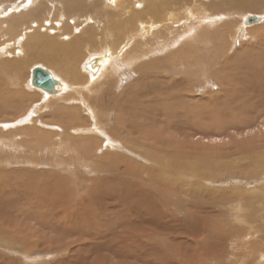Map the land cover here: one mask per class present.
Returning a JSON list of instances; mask_svg holds the SVG:
<instances>
[{"label": "bare ground", "instance_id": "bare-ground-1", "mask_svg": "<svg viewBox=\"0 0 264 264\" xmlns=\"http://www.w3.org/2000/svg\"><path fill=\"white\" fill-rule=\"evenodd\" d=\"M249 12L254 13L251 14ZM249 16H257L259 17V19L253 20L251 18V20L253 21H250V19L248 18ZM236 17L240 18V21H238ZM263 19L264 0H0V144L2 145V148L4 149L7 147V150H12L14 146L23 148L25 146L22 144V142H27L28 140L30 141L33 136L29 137L28 135L35 134L38 141V143L36 142V144L38 145L39 149L42 146L45 147L44 143H47L46 148L43 149V151L45 150L43 158L51 155L59 149L67 150L69 148V145L65 149V147L62 148V144H67L66 140H71V138L72 140L75 138L74 141L76 142H85L84 144L86 145L84 146L86 147H94V150L90 148L88 152L89 155H93L96 152L95 150H98V152L103 150L101 157H95L94 159H92L88 155L84 156L87 157L86 159L88 161L94 162V166L89 168V171L97 174L107 172V174L103 175L106 177L99 176L96 177L95 180H93L94 184L100 187L99 190L96 191V196L90 194L91 192L86 189V191H88L89 193H85L89 194V196H92L91 200L87 198L89 197L88 195H85L86 198H84L88 199L89 201H86L81 196L82 188L79 189V194L81 193L80 195L77 193L78 191L75 190V193L82 198L76 199L77 206L75 207L77 208V210L76 214H74L73 216L71 212V215H68L67 213L68 210L73 207L72 205L75 204L74 202L69 206L70 201L73 197V192H71V189L74 188L75 185H73L72 187L71 183H68L72 187L70 188V186L67 184V181L65 182L67 184H65L66 186L62 182L55 181L50 182L48 185L45 184L47 186L44 190V196L47 195V191H53L55 195L52 196L50 200L52 201V198L54 199L53 203L50 202V207L53 206L51 207V209H53V212L50 211L51 217L46 221H48L49 223L50 221L53 222V219H55V221L57 222L56 224H64V227L71 228L70 225L68 226L71 221V219L69 221L68 216L73 217L74 221L75 219L77 220L75 221V224L76 222L78 224V221H81L83 219H88L89 212L87 210L89 209H87L85 206L91 205L97 206L100 209L102 207L106 210H112L119 208V200L126 199V202L124 201L125 203L121 204L126 207H121L120 209H123V212L125 211V215L124 213L123 215L124 218H126L125 216H127L126 224L128 222L127 225L131 227L134 234V229L136 227H138L140 224H143V226L146 225L148 228L149 238L142 242L141 238L140 242L145 244V246L148 245L147 250L154 251L155 254L162 256L164 249L162 250L159 244L162 245V243H168L175 238L170 233L161 232L160 227L170 225L171 223H173L171 221L172 219L175 220L174 222L176 224L177 218L175 217V214L178 217L179 215L177 214H179V211H177L176 209V212H167L169 208L165 207V202L160 197V195H164V193L159 188L158 189L160 191V194H156L151 192V190L146 186L142 185L143 187H141L140 180H144V177H142L143 172L150 174L154 173V175L152 176L153 178L159 177L167 180L169 176L168 174H166V172L171 164V160H173L179 163L183 171L191 175V177L193 178V186H199L198 190H201V186V188L204 190L208 188L202 186L208 185L210 182L208 181V179L210 180L211 177L213 178L225 176L227 173L233 172H239L245 175H254L259 171L260 168L264 167V136H262L264 135V132L262 135L244 143V145H239L240 140L234 139L231 144L217 146L214 144L215 142H217L219 135L213 129L220 128L224 132L225 130H229L232 128L237 129L240 127V125H243V128L252 129L254 119L262 118L264 121V29H261L260 32H257L255 34L251 33V31L253 30L250 31V28L252 27L261 26V20ZM241 23L244 27H246L245 29L241 28ZM227 27H229L228 30ZM248 29L250 33L253 34L252 37H254L256 41L253 42L252 40H250L247 43L246 41H244L243 43H246L247 46L243 45V47L235 53L233 60L227 61V63L218 66H216L218 63H215V66L217 68L211 67L212 76H216L214 77V84L216 86L208 84L209 86H207V88L210 89V91L207 94L209 95L199 97V94H201L200 92H196L195 89H189L191 103L196 106H201L202 109V112H199V119L201 121L199 125L200 128H198V134L196 140H194L193 143H203V145L201 146V154H203L204 152L215 155L210 165L207 164L204 158L188 154L189 147H187L186 142L191 141H187L186 139L178 137L166 138V129H161L160 131L154 132L153 134L146 133L149 116H147L144 121L141 120L138 116L133 117L123 114L124 122H118V124L119 130L123 131V133L126 132L128 136L133 137L135 141L139 142V144L127 142L128 145L136 150H139L141 145L146 147V155L152 158V160L156 162V165H154L153 167H147L143 165L142 167L135 162H130L129 160L131 159L127 158L126 156L111 155V152L105 149L106 147H114V144L111 141L113 140L112 138H115L106 131L105 124H102V121L100 119L101 117L105 118L107 113L106 108L113 111L115 108H120L123 103H127L129 105L131 101L136 102L138 106L143 109H147L148 106H151L150 112L152 114H155L156 106L154 105V103L157 101L156 96L158 94H162L165 98V103L168 104L169 99L172 100L173 103L176 102L177 99L182 95L187 94V92L185 91L186 88H184L183 91L175 90L169 91L168 93L164 94V75L155 73V75H149L146 77L150 82L151 90L154 95L152 99H145L143 101L137 102L139 100L137 92L139 85L132 82V84L128 85V87L126 86L123 90L120 91L123 98H119V101L116 100L115 102V98L112 99V90L108 87L106 88V81H108V78H110V76L112 75H124L123 70H115L116 64L119 63V61L121 64L129 67V71L131 73L137 72L142 77L146 75L143 74V72H146L145 69H147L144 65L146 63V60L149 61L154 58L156 60L158 58L160 61H162L163 57H166L167 55V57L170 59L169 64L173 68L177 69V71L181 73L182 76L187 74V68L189 67L195 68L198 73L203 67L201 66V59H211V56L210 54L202 56L199 51H196L197 47L205 50V48L209 47V45L207 44H213L214 40L218 38L217 35H219V33L224 34L226 30L228 31L227 33L230 34L232 42H234L236 36L240 35L242 31L249 32ZM220 41H222V38L221 40L219 39V42ZM232 44L233 43H231V46L233 47ZM95 48L98 49L93 51V49ZM183 49H185V52L188 53L183 55V53H181ZM214 49L213 50L216 53V48ZM225 51H223V54ZM86 55L90 56L85 60ZM219 57L220 55L216 54L215 58L217 61L215 62H218ZM210 59L207 60V63L212 66L214 62L210 61ZM36 60L42 62L43 64H45V66L42 64L36 66L34 65L31 69L28 68V70H30L29 73L26 69L27 65ZM87 63H92L93 67L96 68V70H88L86 68ZM149 64L151 65L150 62ZM38 66L50 71L52 76L58 80V83L55 86V92H47L43 88H40L33 84L32 81L34 77V68ZM82 69L85 72L82 71ZM28 86L30 87V89L34 88L36 90H30ZM214 87L217 88L214 89ZM100 90H102L103 92ZM37 92L41 96L43 94L44 99H49L44 100L40 96L37 100H34L33 97L36 96ZM58 95L62 96L52 97ZM107 95L109 98L106 97ZM122 99H126V101L128 102H125ZM51 106H54L56 108V111L52 114L50 113ZM36 107H44V110L49 108V114L46 113L44 117L39 118L36 113ZM103 108L105 109L104 112H102ZM202 113H207L204 116V119L206 121L202 119ZM211 113H213L214 120H212ZM196 116L197 114L194 115V118H197ZM126 117L127 120H125ZM41 127H47L49 129L46 133H44ZM86 133H92L94 137H83L82 134ZM54 138L56 140H66L59 143H53L51 142V140H53ZM31 140L33 141L34 139ZM72 140L71 142L74 143V141ZM26 142L24 144H26ZM207 142H210L211 145ZM29 143L28 146L30 145ZM166 144L168 145V148L164 146ZM232 144L237 145L236 147H233V152H235L236 156L227 159L219 152L224 153L230 151V149L232 148ZM32 145H30L29 147L33 148ZM72 146L73 145H71V148H73ZM75 147L77 148V146ZM217 148L220 149L217 150ZM86 150L82 149V153H80L85 154ZM33 153L35 154V152ZM19 154L22 155L23 153ZM7 156L9 155L7 154ZM30 156L33 155L30 154ZM25 157H27V153ZM36 157L35 159H37ZM229 157L232 156L230 155ZM31 160L33 161V159ZM106 164H117V166L115 168H110ZM0 165L9 166V163L0 161ZM58 165L60 166V164ZM77 168H79V166L76 167V169ZM7 171H5V173L3 172L2 176L0 175V195H3V193L6 192H11L12 194V186H19L22 183V180L18 178V173L16 174V176L18 177H10ZM9 173L11 172L9 171ZM34 175L33 177H36ZM135 175H139L141 179L139 181L134 180V182H132V186H129L128 183L127 185L129 188H126L125 185H121L120 187H117L115 188V190H113L111 185L112 183L114 184V182L109 181L110 179L116 180L119 177V183H122L123 181H121L120 177L130 176L132 178V176ZM42 177L46 178L47 181L48 179H50L51 181L52 178H54L53 175H46ZM36 178L39 179L40 176ZM67 180H69V178ZM74 182L72 184H74ZM258 182L260 184H263L261 186L262 190L264 191V177ZM41 183L44 182L42 181ZM61 185H64L65 187H61L60 190L57 187ZM67 186L70 188L68 190V194L69 192L71 193L69 194L70 196L66 194L67 190H65V188L67 189ZM162 186H164L163 189L166 190L165 193L167 191H171L173 195L179 196L182 199L180 200V202L185 206L186 201L190 202L191 200H193V198H191L192 196L188 194L189 192L186 193L184 188L180 184L175 185L171 188L165 183L160 185V187ZM94 187L96 188V186ZM102 187L105 188V193L108 195L106 197L107 201L104 200L105 197H99V195H101ZM76 188L78 189L79 186ZM132 188H134V191H130L129 193H127V189L132 190ZM28 189L31 190V188ZM90 189L92 188H89V190ZM92 190L94 191V189ZM20 192H22V190ZM63 194H66L67 196L62 197L61 195ZM14 195L12 194L11 197L7 196L8 199L4 195V197L0 196V213L1 211L5 212L11 206L16 207L14 204L17 202L15 201V199H13ZM42 195L41 197H46ZM78 195H75V197H78ZM20 197H24V194L23 196L20 195ZM242 197L245 198V195ZM168 198L169 202L174 203L177 207L179 206L177 202L170 200V197H165L164 200H167ZM252 198L257 202H260L256 199V197ZM31 199L33 198L31 197ZM48 199H50V197ZM132 199H134V201H132ZM261 199H263V197ZM23 200L25 201V199ZM238 200L239 199H237L236 201ZM27 201H25V205L28 204ZM33 202V207L30 210L29 208L27 210L35 213V217H39L41 218V220H44L47 212L46 210H48L47 208L43 207V204L45 203L40 202L38 199L34 200ZM153 203L157 206L158 211L153 208ZM192 203L195 204V202ZM108 204H111V208H106ZM159 207H161L163 211H159ZM187 208H185V210L188 213ZM79 211H81L82 213L79 214ZM98 211L100 210L98 209ZM4 212L2 214H4ZM196 213H198V210L195 211L194 215H196ZM116 214L120 215L119 212ZM188 215L189 214L185 216V219H188ZM96 217H98V215ZM0 219H2V217ZM117 220L121 219L118 218ZM123 220L125 221V219ZM123 220L122 222H124ZM2 222L3 224L5 223L4 225H6V227H8L6 221ZM99 222L100 221H98V223ZM111 222L113 221H110L109 223ZM81 223L82 222H80V224ZM207 223L208 222L202 218L201 214H199L198 220L195 222V230L191 229L190 227H185L183 229V232H190L191 234L186 236H184L183 234L180 235L183 236L188 243H194L196 249H198L199 246H201L200 242L204 239H207L209 232ZM0 224L2 223L0 222ZM4 225H0V228H4ZM40 225L42 226V224ZM143 226L139 229L142 230V228H144ZM61 227L59 226V228ZM91 228L93 229V227ZM2 230L3 229H1V231ZM127 231L132 232L129 230ZM225 231L227 232L228 230ZM98 233L101 234L99 230ZM160 234L165 235V239L163 238L164 240L162 243L151 241V237L155 238ZM210 234L212 237L211 232ZM123 235L122 233H120L119 235V232H114L113 236L114 238L116 237V239L123 240V237L125 236ZM127 235L128 238L126 239L128 241V244L129 240H136L134 239V235L132 233H127ZM135 235H137V233ZM140 235L141 234L139 233L138 236L140 237ZM221 237L223 238L224 235H222ZM229 237H231V241L234 240L232 241V244H234L233 246H236L237 248V252L234 255L235 259L230 256L232 264L264 263L263 244L258 241H254L255 235L253 233H246L244 236H242L240 233V235L238 236L229 235ZM240 237H242V239H240ZM95 239V241H97V238ZM238 239L239 241L241 240L243 242L237 243ZM80 240L81 238L79 239V241ZM106 240L104 241L106 243H101L105 245L110 244V246H112L111 251L113 252L115 257L111 255L105 256V258L114 257L117 261V256L122 251L121 249H124V247L121 248L122 244L120 246L118 245L120 241L118 242ZM210 241L211 240H209V242ZM63 242L65 243V241ZM88 242H90V244H93L91 245L92 247H97L96 249L98 250H101V248H105V246L103 247V245L99 247L97 243L101 244L100 241L97 243H91V241ZM218 242L209 243L210 247L206 246L203 247L204 250H202V248L201 250H198L199 252H197V254L199 256L197 257L201 261L199 264H225L222 257L225 256L226 250H222L221 252H219V249V251L216 252V246L219 244ZM112 243L115 245H113ZM164 247H167V245ZM212 247L215 249V251L214 249H212ZM96 249H94V251ZM111 251L109 250V252ZM88 252L87 255L90 253ZM178 252L179 250L177 249V254ZM172 254L174 255L173 252ZM168 255L169 253L165 255V257ZM94 256V258L97 257L95 253ZM171 256L172 255H170V257ZM30 257L35 258L36 256ZM165 257L163 258L162 256V258L164 259L163 262L168 264L171 261H169L168 259H171L172 257L167 258L169 262L165 261ZM175 258L173 261H175ZM237 259L239 260L238 262ZM184 262L186 261H182V263ZM118 263L119 261L117 262V264ZM155 263L157 262H154V264Z\"/></svg>", "mask_w": 264, "mask_h": 264}, {"label": "rangeland", "instance_id": "rangeland-1", "mask_svg": "<svg viewBox=\"0 0 264 264\" xmlns=\"http://www.w3.org/2000/svg\"><path fill=\"white\" fill-rule=\"evenodd\" d=\"M249 13L253 14L254 12H249ZM236 18L238 21H240V18H238V17H236ZM261 22H262L261 26L250 28V31L253 30V31H251V33L255 34L257 32H260L261 29H264V19L261 20ZM241 28L245 29L246 27H244L243 24L241 23ZM228 29H229V27H227V30ZM227 30L224 32V34L219 33V35L220 34L221 35L220 36L217 35L218 38H216V39L214 38L217 41L214 40L213 44L212 43L207 44V45H209V47L205 48V50L200 49L199 47L196 48V51H199V53L202 56H205L206 54H210L211 59L210 58L209 59H210V61L214 62L213 65L210 66V64L207 63L208 62L207 60H209V59H207V60L201 59V66H203V67H202L201 71L198 73H197L195 68L189 67V68H187V71H188L187 74L182 76L181 73H179L177 71V69L173 68L169 64L170 59L167 57V55H166V57H163L162 61H160L158 58L156 60H155V58L152 60H149V61L146 60V63L144 65L146 66L147 69H145L146 72H143V74L144 75L146 74V75L142 76V77L137 72L131 73L129 71V67L121 64L120 61H119V63L116 64L115 70L116 71L123 70L124 75H122V74H119L116 76L112 75V76H110V78H108V81H106V88L108 87L112 90V99L115 98V102H116V100L119 101V98H123L121 96L120 91L123 90L126 86L128 87V85L132 84V82L139 85L138 89H137L139 100L137 102L143 101L145 99H152L154 95H153V92L151 90L150 82L148 81V79L146 77L149 75H155V73H159L161 75H164V78H165V81H164L165 90L163 92L164 94L168 93L169 91H175V90L183 91L184 88H186L185 91L187 92V94L182 95L181 97H179L177 99L176 102H173V103H172V100L169 99V101H168L169 104L165 103V98L163 97L162 94H158L156 96L157 101L154 103V105L156 106L155 114H152L150 112L151 106H148L147 109H143V108L139 107L136 102H131V101H130L129 105L127 103H123L120 108H117V109L115 108L113 111L106 108L107 113H106L105 118L101 117L100 119L102 121V124H105L106 131L108 133H110L113 137H115V138H112L113 140L111 141V142H113L114 147L113 148L112 147H106L105 148L111 152V155L126 156L127 158L131 159V160H129L130 162L131 161L135 162V163L141 165L142 167H143V165L147 166V167H153L154 165H156V162L153 161L152 158H150L146 155L147 154V151H145L146 147L141 145L139 150H136V149L131 148L128 145L127 142L135 143V144H139V142L135 141L133 137L128 136L126 132L123 133V131L119 130V124H118V122H124L123 114H125L126 116H133V117L138 116L141 120H144V121L147 118V116H149L148 126L146 128V133L153 134L154 132H158L161 129H166V132H165L166 138L178 137V138L186 139L187 141H191V142H186L187 147H189L188 154L200 156V157L204 158V160H206L208 165H210V163L213 161V159H214L213 157L215 155L211 154V153H209V154L204 153V152H203V154H201V150H202L201 146L203 145V143H201V142H197L196 144L193 143V141L196 140L198 130H199L198 128H200L199 125H200L201 121L199 119V112H202V109H201V106H196V105L191 103L190 95H189V89L190 88H191V90L195 89L196 92H200L201 94H199V97L209 95L207 93H209L210 89H208L207 86H209L208 84L215 85L214 84V81H215L214 77H216V76H212L211 67L217 68L216 66L223 65V64L227 63V61L233 60L235 53L237 51H239L240 48L243 47V45L247 46L246 43L250 40H252L253 42L256 41L255 38L252 37L253 34H251L249 29H248L249 32L242 31V33L240 35L236 36V39L234 40V42H232L231 36L229 33H227L228 32ZM254 36H256V35H254ZM221 38H222V41L219 42V39L221 40ZM229 39H230V41H229ZM244 41H246V43H243ZM231 43H233L232 44L233 47L231 46ZM225 45H227V46H225ZM214 48H216V53L214 51L215 50ZM96 49H98V48L93 49V51ZM223 51H225L224 54H223ZM181 53H183V55H185L188 52H185V49H183ZM216 54L220 55L218 62H215V61H217L215 58ZM225 54L228 56H226ZM89 56L90 55H86L85 60ZM149 62L151 63V65L149 64ZM215 63H218V64L215 66ZM41 64L45 66V64H43L42 62H40L38 60L32 61L31 64L27 65L26 69L28 70V68L31 69L32 66H34V65L36 66V65H41ZM82 71H84V70L82 69ZM28 72L30 73V70H28ZM147 73H149V74H147ZM140 87H141V89H140ZM216 88L217 87H214V89H216ZM29 89H30V87H29ZM31 89L36 90L34 88H31ZM100 91H102V90H100ZM40 96L41 95L37 92L36 96H34L33 99L37 100ZM59 96H62V95L52 96V97H59ZM41 97H42V99H44L43 94ZM106 97L109 98L108 95ZM48 99H44V100H48ZM122 100L125 102H128V101H126V99H122ZM35 109L37 111L36 113H37L39 118L44 117L46 115V113L49 114V108L44 110V107H42V108L36 107ZM55 111H56V108L54 106H51L50 113L52 114ZM104 111H105V109L103 108L102 112H104ZM195 114H197V116H196L197 118H194ZM206 114L207 113L201 114L203 116L202 119H204V116ZM37 115H35V116H37ZM211 117H212V120H214L213 113H211ZM107 118H109V119H107ZM261 119L262 118L254 119L253 126L250 125V126H252V129L251 128L250 129L243 128V125H240V127L237 129L232 128L229 130H225L224 132L220 128H218V129L213 128L216 131V133L219 135L217 142H215L214 145H217V146L228 145V144H231L234 139L240 140L239 145H244V143H246V142L252 140L253 138H256V137L263 134V132H264V125H263L264 121H263V119L262 120ZM125 120H127V117L125 118ZM251 124H252V122H251ZM41 128L43 129L44 133H46L47 130L49 129L47 127H45V128L41 127ZM28 136L29 137L33 136L31 139H34L33 140L34 143L31 139H30V141L29 140L27 142L25 141L26 144H24L25 142H22V144L25 146L23 148H20L18 146H14V148L12 150H7V147L3 149L2 145L0 144V152H1L0 153V161H5V162L9 163V166L0 165V175L2 176L3 172L5 173V171L8 170L7 172L10 175V177H15L16 174L18 173L17 175L19 177L18 176H16V177H18L22 180L21 181L22 183L19 186L15 185V184H14L15 186H12V194L13 195L15 194L13 196V199H15V201L17 202L14 204L16 207L11 206V207H9L10 209L8 208L5 212L1 211V213H0V214H2L4 212V214L0 215L2 217V219H4V220H2V219H0V220H2L4 222L6 221L7 222L6 224H8V227H6V225H4L5 223L3 224V222L0 221L2 223L0 225L1 226L4 225V228H2V227L0 228V264H115V263L117 264L118 261H119L118 264H154V262H157L155 264H166L163 262V260H164L163 258L168 253H169V255L165 257L166 258L165 261L169 262L171 260L168 264H173V263L174 264H177V263L178 264H199L201 261L197 257V256H199L197 254V252H199L198 250H201V248H202V250H204L203 247H206V246L210 247L209 243H212V242L216 243L218 241H219L218 242L219 244L216 246V248H217L216 252L219 251V249H220L219 252H221L222 250H224V251L226 250L225 256H223L222 259L224 260L225 264H230V262H231L230 256L233 257V259H235L234 255L237 252V248H236V246H233L234 244H232L233 243L232 241H234V240L231 241V237H229V235L238 236V235H240V233L242 236H244L246 233H248V234L253 233L255 235L254 241H258L261 244H263V249H264V191L262 190V186H261L263 184H260L258 182L259 180H261L264 177V167L260 168L259 171L254 175H245V174H241L239 172H233V173H227L225 176L213 177V178L211 177L210 180L208 179V181H210L209 184L202 186V187L208 188V189H204V190L201 188V186H200L201 190H198L199 186H197V187L193 186V184H192L193 178L191 177V175L189 173H186L185 171H183L181 169L179 163H177L176 161H173V160H171V164H170V166L166 172V174H168V176H169V178L167 180H164L163 178H159V177L153 178L152 176L154 175V173L150 174V173H146V172L142 173V177H144L143 181L140 180L141 178L139 175L132 176V178L130 176H124L125 178L120 177L121 181H123L122 183H119V177L116 180L110 179L109 180L110 182H114V184L112 183V185H111L113 190H115V188H117V187H120L121 185H125L126 188H129L127 184L129 183V186L130 185L132 186L133 185L132 182H134V180H137V181L140 180L141 187L146 186L153 193L160 194V191H159V189H160L164 193V195H160V197L165 202V207L169 208V210L167 212H170V213L176 212V209H177V211H179V214H177V215H179L178 217L175 214V217L177 218L176 224L174 222L175 220H173V219L171 220L175 226L173 225V223H171L168 226L160 227L161 232H163V233L166 232V233L172 234L175 238L174 239L175 241L171 240L170 242H168V243L165 242L163 244L162 242L165 239V235L160 234L158 237H155V238L151 237V241H156L157 243L158 242L162 243V245L159 244V246L162 248V250L164 249L163 250L164 255L162 254V256H163V258H162L161 255L155 254L154 251L147 250L148 245L145 246V244L141 243L142 241H145L149 238L148 228L146 225L143 226V224H140L141 225V226L139 225L140 227L139 226L136 227L134 229V232H135V234L137 233V235H135L133 233V230L131 229V227L127 225L128 222L126 224L127 216H125L126 218H124V215H125L124 212L125 211L123 212V209L120 210L121 207H126V206L121 205V204L126 202V199L119 200V203H120L119 208L112 209V210H110V209L106 210L102 207L100 209L97 206H91V205H87L88 207L85 206L87 209H89V210H87L89 212L88 219H86V220L83 219L84 221L81 220V221H78V224H77V222L75 224V221H77V220L75 219V221H74L73 217L68 216L69 221L71 219L70 224H68V226L70 225L72 229L64 227L63 226L64 224H56L57 222L55 221V219H53L54 220L53 222L50 221L48 223V221H46V220H48L51 217L50 211L53 212V209H51V207H53V206L50 207V205H51L50 202L53 203L54 199L52 198V201H50V200H51V197L55 196V195H54L53 191H51L53 194L50 191H47L46 192L47 195H45L46 196L45 197L44 196V194H45L44 190H45L46 186L50 182H54V181L55 182H62L65 185L66 184L65 182L67 181V184L71 183L72 187H73V185H75L74 188H72L68 184L70 186V188L73 189V191L71 189V192H73V194H75L76 196L79 194L80 188H82L81 189L82 194L81 193L80 194L83 198L85 197V195L89 196V194L85 193V192L89 193L88 191L91 192L90 194L96 196V194H97L96 191L99 190L100 187L95 185L93 180H95L96 177L106 175L107 172L97 174V173H93L92 171H89V168L94 166V162L88 161L86 159L87 157H84V156L88 155L92 159H94L95 157H101L103 150H101L99 152H98V150H95L96 152L94 151L95 153L93 155H89L88 152H89L90 148L93 149L94 147L88 146V145H87L88 147L84 146V145H86V144H84L85 142H80V141L76 142V141H74V139H75L74 137H73L74 138L73 140L71 138V140L74 141V143H72L70 139L69 140H66V139L56 140L54 138L53 140H51V142L59 143L61 141L66 140L67 144H62V148L65 147V149H66V147L68 145H69V148L67 150H64V149L60 150L59 149V150L55 151L54 153H52L51 155H48V156L43 158V155L45 154V150L43 151V149L46 148L47 143H44L45 147L42 146L39 149L38 145L36 144V142L38 143V141L36 139V135L32 134V135H28ZM82 136L83 137H87V136L94 137V135L92 133L82 134ZM262 136H264V135H262ZM28 143L30 145L33 144L32 145L33 148H30L29 147L30 145L28 146ZM207 143L210 144V142H207ZM71 145H73L72 146L73 148H71ZM75 146H77V148H79V149H77ZM164 146H166L168 148L167 144ZM234 146L236 147L237 145L232 144V146H231L232 148L230 149V151L224 152V153L219 152V153H221L227 159L233 158L236 156L235 152H233ZM82 149L83 150L88 149V150H86L87 153L86 152H85V154L83 153L84 155L81 154ZM219 149L220 148H217V150H219ZM25 150H27V151H25ZM93 150H92V152H93ZM33 152H35V154ZM19 153H23V154L21 155ZM26 153H27L28 158L25 157ZM213 153H215V152H213ZM7 154L9 156H7ZM30 154H32L33 156H30ZM53 155H55V156H53ZM230 155L232 157H229ZM34 156L35 157L37 156L36 157L37 159H35ZM30 158L33 159V161ZM216 160H218V159H216ZM54 161H57V162H54ZM57 163L60 164V166ZM77 165L79 166V168L76 169V167H78ZM106 165L110 168H115L117 166V164L116 165L106 164ZM12 169L14 172L12 171ZM26 169H27V171H26ZM78 169H79V171H78ZM36 170H38V171H36ZM47 170H50V171H47ZM61 170H63V171H61ZM9 171L11 173H9ZM44 171H45V173H44ZM20 172H21V174H20ZM46 172H47V174H46ZM57 172H59V173H57ZM60 174H61V176H60ZM33 175L36 177L40 176V178L37 179L36 177H33ZM46 175H53L54 178H52L51 181H50V179H48V181H47L46 178L42 177V176H46ZM23 176H24V178H23ZM103 177H106V176H103ZM68 178H69V180L70 179L71 180L70 181L67 180ZM42 181L44 183H41ZM72 181L73 182L75 181L74 184H72L73 183ZM127 181H129V182H127ZM163 183L167 184L170 188L175 186V185L180 184L184 188L186 193L189 192L188 194L192 196L191 198H193V200L188 202V201H186V198H185V201H186V206H185L184 204H182L180 202V200H182V199L179 196L173 195L171 193V191H167L165 193L166 190L163 189L164 186L160 187V185ZM41 184H42V187H41ZM45 184H47V185H45ZM64 185L58 186L57 188L61 190V187H63ZM78 186H79V188L77 189L76 187H78ZM94 186H96V188ZM84 187H87V188H84ZM28 188H31V190ZM70 188L69 187L67 189L65 188V190H67L66 194H68V190ZM89 188L94 189V191L92 189L89 190ZM32 189H33V191H32ZM86 189H88V191H86ZM21 190H22V192H20ZM28 190H29V192H28ZM75 190L78 191L77 192L78 194L75 193ZM82 190H83V192H82ZM130 191H134V188H132V190L127 189V193H129ZM26 192H28V193H26ZM105 192H106L105 188L102 187L101 188V195H99V197H105L104 200L107 201L106 197L108 195ZM42 193H43V195H42ZM12 194H11V192L3 193V195L7 199H8V197H11ZM19 194L21 196H23V194H24V197H20ZM55 194H56V192H55ZM66 194H63L61 196L65 197V196H67ZM69 194H71V193L69 192ZM69 194H68V196H70ZM73 194H72V196H73L72 199L75 198V199H73L75 201H73L72 199H71V201L69 200L70 201L69 206L75 202V204L72 205L73 207H75V206H77V200L76 199H78V198L81 199L82 197H79L80 194L78 195V197H75V195H73ZM3 195H0V196L4 197ZM25 195H27V196H25ZM41 195L44 196L45 198L41 197ZM244 195H245V198L242 197ZM31 197L33 199H31ZM35 197L40 202H42V198H43L42 203H45V204H43V207L48 209V210H46L47 212H46L45 218L43 217L44 220H41V218H39V217H38L39 218L38 219L37 217H35V213L29 211L33 207L32 204H34L33 201L36 200ZM49 197H50V199H48ZM91 197L92 196L90 195L87 198L91 200L92 199ZM165 197H170V200L177 202L179 204V206L177 207L174 203L169 202V198L167 200H164ZM252 197H254V198L256 197V199L259 200L260 202H257ZM262 197H263V199H261ZM46 198H47V200H46ZM23 199H25V201L29 200V201H27V203L29 204V205L28 204L27 205L29 207L27 205H25L26 202ZM88 199H85V200L89 201ZM205 199H206V201H205ZM237 199H239V200L236 201ZM44 200H45V202H44ZM132 201H134V199H132ZM23 202H25V203H23ZM192 202H195V204H193ZM16 204H18V205H16ZM73 207L68 210V213H67L68 215H71L70 212L72 213V216L74 214H76L77 208L76 207L73 208ZM233 207H234V209H233ZM21 208H23V209L25 208V209L23 210ZM28 208H29V210H27ZM106 208H111V204H108ZM153 208H155L158 211L157 206L154 203H153ZM185 208H187L188 213L185 210ZM98 209L100 211H98ZM189 209H190V211H189ZM235 209H237V210H235ZM101 210L103 213L101 212ZM196 210H198V213H196V215H194ZM159 211H163V209L161 207H159ZM79 212H80L79 214L82 213L81 211H79ZM99 212H100L102 218H101ZM118 212L120 215L116 214ZM77 213H78V211H77ZM123 213H124V215H123ZM187 214H189L188 219H185V216ZM199 214H201L202 218L208 222L207 226L209 228V232H208L207 239L202 240L200 242L201 246H199V248L196 249V246L194 245V243H188L187 240L183 236H181L180 234H183L184 236L191 234L190 232H188V233L183 232V229L185 227H190L191 229L195 230V222L198 220ZM97 215H98V217H96ZM117 217L121 220H117L118 219ZM223 218H224V221H223ZM96 219L100 222L98 223V221ZM123 219H125V221ZM35 220H37V221H35ZM122 220L124 222H122ZM40 221H42V222H40ZM93 221H95V222H93ZM105 221L107 224L105 223ZM108 221L109 222L113 221V222L109 223ZM114 221H115V223H114ZM80 222H82V223L80 224ZM224 223H225V225H224ZM261 223H262V225H261ZM40 224H42V226ZM50 226H51V228H50ZM55 226H58V227H55ZM59 226L60 227L62 226V227L59 228ZM142 226L144 228H142V230H140L139 228H141ZM91 227H93V229ZM231 227H233V228H231ZM239 227H240V229H239ZM137 228H138V230H137ZM224 228H226V229H224ZM1 229H3V230L1 231ZM40 230H41V232H40ZM98 230L104 236L101 235L100 233H98ZM127 230L132 231V232H128ZM139 230H140V232H139ZM157 230H158V228H157ZM225 230H228L229 232L228 231L227 232L229 234ZM239 230H240V232H239ZM90 231H91V233H94V232H96V233L91 234ZM113 231L116 233L119 232V235H120V233H122V235L124 234L125 236L123 235L124 236L123 240L116 239V237L114 238V236H113L114 232ZM210 232L212 233V237H211ZM224 232H226V233H224ZM243 232H244V234H243ZM68 233H69V235H68ZM80 233H82V234H80ZM127 233H132L134 235V239H136V240H129V244H128V241L126 239V238H128ZM139 233L141 234L140 237L138 236ZM142 233H143V236H142ZM50 234H51V236H50ZM221 234L224 235L223 238L221 237L222 236ZM48 235H49V237H48ZM80 235H81V237H80ZM99 235H100V237H99ZM85 236H87V237H85ZM80 238H81L80 241H82V242L79 241ZM95 238H97V241H95L96 240ZM119 238H120V236H119ZM141 238H142V240L140 242ZM86 239H88V240H86ZM92 239H94V240H92ZM240 239H242V237H240ZM59 240L60 241L62 240V241L60 242ZM71 240H72L73 244L71 243ZM101 240H103V241H101ZM105 240L106 241H109V240L110 241H118V242L120 241L118 243V245L120 246L122 244L121 248L124 247V249H121L122 251L118 255L119 257L117 256V258H118L117 261H116V258H114L115 255L111 251L112 246H110V244H106V245L110 246V247H108L105 244H103V243H106V242H104ZM209 240H211V241L209 242ZM214 240H216V241H214ZM63 241H65V243H67V244H65ZM88 241H91V243H94V242L97 243L99 241H100V243L103 242L101 244H99V243H97V244L99 245V247H101L103 245V247L105 246V248H101V250H98V249H96L97 247L96 248L92 247L91 245H93V244H90V242H88ZM121 241H123V242H121ZM133 241H135V242H133ZM126 242H127V244H126ZM241 242H243V241H241V240L239 241V239L237 240V243H241ZM83 243H84V245H83ZM139 243H141V244H139ZM57 244H59V245H57ZM138 244H139V246H138ZM113 245H115V244H113ZM166 245H167V247H164ZM84 247H86V248H84ZM125 248H126L127 253L125 252ZM94 249H96L95 250L96 252L94 251ZM177 249L179 250L178 254H177ZM212 249H214V248L212 247ZM109 250L111 252H109ZM91 251H92V253H91ZM214 251H215V249H214ZM87 252L89 253L88 254L89 256L87 255ZM172 252L174 253V255L172 254ZM94 253L97 256L96 258H94L95 257ZM139 253H140V255H139ZM90 254H91V256H90ZM188 254L189 255L191 254V255L189 256ZM84 255H86V256H84ZM111 255L114 257H112V258L106 257L105 258V256H111ZM170 255H172L171 256L172 258L170 257ZM30 256H36V257L31 258ZM168 257L171 258V259H168L169 261L167 260ZM92 258H93V260H92ZM174 258H175L176 262L173 261ZM178 258H180V259H178ZM111 259H113V260H111ZM182 261H186V262L182 263ZM217 261H219V260H217ZM238 261L239 260L237 259V262ZM227 262H229V263H227ZM231 264H232V262H231Z\"/></svg>", "mask_w": 264, "mask_h": 264}, {"label": "water", "instance_id": "water-1", "mask_svg": "<svg viewBox=\"0 0 264 264\" xmlns=\"http://www.w3.org/2000/svg\"><path fill=\"white\" fill-rule=\"evenodd\" d=\"M248 18L250 19V21L259 19V17L257 16H249ZM251 18L253 20H251ZM86 68L88 70H96V68L93 67L92 63H87ZM32 82L34 85L43 88L47 92H55V86L58 83V80L52 76L50 71L38 66L34 68V77Z\"/></svg>", "mask_w": 264, "mask_h": 264}]
</instances>
